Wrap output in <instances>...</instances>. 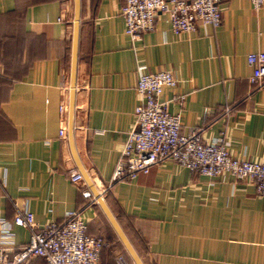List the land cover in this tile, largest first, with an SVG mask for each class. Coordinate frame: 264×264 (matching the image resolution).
<instances>
[{
    "label": "crops",
    "instance_id": "crops-1",
    "mask_svg": "<svg viewBox=\"0 0 264 264\" xmlns=\"http://www.w3.org/2000/svg\"><path fill=\"white\" fill-rule=\"evenodd\" d=\"M123 4L76 0L75 81L85 86L74 91L62 139L57 107L69 106L74 0H0V216L9 220L25 204L41 228L77 210L85 234L105 242L95 264H114L117 252L135 264L102 205L142 264H264V195L253 183L166 160L109 184L136 128L138 70L172 74L175 84L160 99L180 113L183 134L198 130L203 143L222 135L232 157L264 163V89L250 92L246 61L264 52V4L219 0L218 26L178 34L158 15L134 42L124 33ZM70 173L82 181L70 182ZM12 231L15 251L30 232Z\"/></svg>",
    "mask_w": 264,
    "mask_h": 264
},
{
    "label": "built area",
    "instance_id": "built-area-1",
    "mask_svg": "<svg viewBox=\"0 0 264 264\" xmlns=\"http://www.w3.org/2000/svg\"><path fill=\"white\" fill-rule=\"evenodd\" d=\"M258 10L264 0H250ZM124 33L131 42L141 34L154 29L158 15H164L173 34L193 31L196 26H218L221 22L219 0H124L120 8ZM246 61L251 67L248 78L250 92L264 89V52H251ZM84 78L77 79L74 91L85 86ZM175 79L169 71L143 73L138 70L135 93L139 102L134 107L136 128L127 132L116 159L111 182L130 181L137 174L162 161H172L206 177L231 176L236 181H249L258 195H264V163L244 158H234L227 150L224 136L203 143L198 130L183 134L180 130V113H170L160 94L164 87H172ZM65 88L68 77L64 75ZM184 97L176 95L172 101L181 106ZM58 137L65 138L68 108L60 102L57 107ZM69 180L79 183V173H70ZM107 184V186L109 185ZM83 198H90L88 191H81ZM60 222L51 221L37 228L32 214L24 204L9 220L0 216V264H25L32 257L44 264H95L105 242L100 237L85 234V222L77 210L67 211ZM29 230L28 240L15 251L10 249L13 227ZM114 264H132L121 252L113 256Z\"/></svg>",
    "mask_w": 264,
    "mask_h": 264
},
{
    "label": "water",
    "instance_id": "water-1",
    "mask_svg": "<svg viewBox=\"0 0 264 264\" xmlns=\"http://www.w3.org/2000/svg\"><path fill=\"white\" fill-rule=\"evenodd\" d=\"M75 3V16H74V24H73V32H72V55H71V65H70V82H69V106H68V113H67V119L68 122L71 120L72 116V107H73V95H74V83H75V60H76V39H77V6H76V0H74ZM99 198V197H98ZM98 202H100V199H98ZM103 210L118 234L119 238L121 239L122 243L124 244L125 248L129 252L132 260L134 261L135 264H142L138 257L134 254L130 246L128 245L127 241L124 239L122 233L120 232L119 228L117 227L116 223L114 222L113 218L110 216V214L107 212L105 207L102 205Z\"/></svg>",
    "mask_w": 264,
    "mask_h": 264
}]
</instances>
